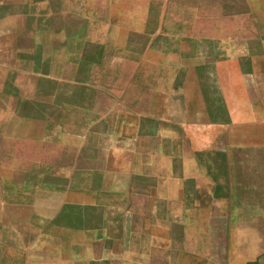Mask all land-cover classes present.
<instances>
[{"label": "crops", "instance_id": "crops-1", "mask_svg": "<svg viewBox=\"0 0 264 264\" xmlns=\"http://www.w3.org/2000/svg\"><path fill=\"white\" fill-rule=\"evenodd\" d=\"M0 264H264V0H0Z\"/></svg>", "mask_w": 264, "mask_h": 264}, {"label": "rangeland", "instance_id": "rangeland-1", "mask_svg": "<svg viewBox=\"0 0 264 264\" xmlns=\"http://www.w3.org/2000/svg\"><path fill=\"white\" fill-rule=\"evenodd\" d=\"M144 44H146L143 40H138V42H137V45H144ZM152 56L150 55V56H148L147 55V57L145 58V54L143 53V52H138L137 53V56H136V60L137 61H143V60H146V59H148V60H152ZM154 59V58H153ZM122 61H123V59H122ZM128 66H131V68H129L128 69ZM121 68H122V72H124V71H130L131 72V74L133 73H137L138 71H139V68H132V64L131 65H129V64H127V62H122V64H121ZM136 70V71H135ZM134 76V75H133ZM142 76H147L146 74H145V72H144V74H142ZM148 77V76H147Z\"/></svg>", "mask_w": 264, "mask_h": 264}]
</instances>
